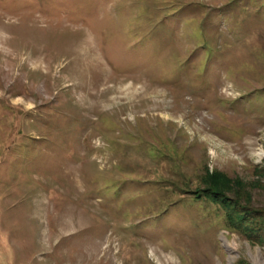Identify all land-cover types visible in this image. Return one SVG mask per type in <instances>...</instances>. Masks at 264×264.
Here are the masks:
<instances>
[{"label": "rangeland", "instance_id": "rangeland-1", "mask_svg": "<svg viewBox=\"0 0 264 264\" xmlns=\"http://www.w3.org/2000/svg\"><path fill=\"white\" fill-rule=\"evenodd\" d=\"M0 264H264V0H0Z\"/></svg>", "mask_w": 264, "mask_h": 264}]
</instances>
